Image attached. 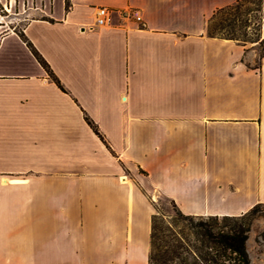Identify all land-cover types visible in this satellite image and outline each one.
<instances>
[{
  "label": "crops",
  "instance_id": "1",
  "mask_svg": "<svg viewBox=\"0 0 264 264\" xmlns=\"http://www.w3.org/2000/svg\"><path fill=\"white\" fill-rule=\"evenodd\" d=\"M68 1L0 20V264H148L153 198L264 202V55L207 32L236 0ZM100 5L143 24L91 29Z\"/></svg>",
  "mask_w": 264,
  "mask_h": 264
},
{
  "label": "trees",
  "instance_id": "2",
  "mask_svg": "<svg viewBox=\"0 0 264 264\" xmlns=\"http://www.w3.org/2000/svg\"><path fill=\"white\" fill-rule=\"evenodd\" d=\"M264 0H236L234 3L217 8L207 23L209 36L240 41H264L261 38L262 14L253 21V33L249 38L240 37L241 29L249 27V21L244 18L249 11H261ZM253 4L255 7L246 6ZM66 8L69 1L65 0ZM251 22V21H250ZM245 36V31L241 35ZM20 36L30 47L32 53L45 68L48 75L64 90L46 60L26 39ZM259 56L257 66H260ZM85 120L91 129L104 141L97 125L85 115ZM173 207L174 214L169 220H164L157 204L153 203L154 213L151 215L150 251L148 264H250L246 247L252 221L259 214V207L264 202L252 205L240 214H208L196 215L182 212L176 203L167 197Z\"/></svg>",
  "mask_w": 264,
  "mask_h": 264
},
{
  "label": "rangeland",
  "instance_id": "3",
  "mask_svg": "<svg viewBox=\"0 0 264 264\" xmlns=\"http://www.w3.org/2000/svg\"><path fill=\"white\" fill-rule=\"evenodd\" d=\"M42 0H0V20L4 21L5 28H12L16 31H21V28L27 20L37 14L35 10L37 5H41ZM246 6L255 7L253 4H246ZM262 14H264V1L262 2L261 11H249L244 18L249 21V27L242 28L245 31V36L242 32L240 37L249 38L253 33V21H256ZM251 21V22H250ZM3 29V28H0ZM245 45L255 48V58L253 59V66H257L259 56L264 52V41L251 42L246 41ZM152 203H156L160 214L163 215L164 220H169L174 214L171 203L165 197L153 198ZM155 211V210H154ZM247 251L249 254L250 264H264V204L259 207L258 216L252 221L251 229L249 231L246 242Z\"/></svg>",
  "mask_w": 264,
  "mask_h": 264
},
{
  "label": "built area",
  "instance_id": "4",
  "mask_svg": "<svg viewBox=\"0 0 264 264\" xmlns=\"http://www.w3.org/2000/svg\"><path fill=\"white\" fill-rule=\"evenodd\" d=\"M93 10V22L88 25L91 29L113 25L114 17H117L118 25H126L127 23L143 24L141 10L137 7L128 6L125 8H113L100 5L94 7Z\"/></svg>",
  "mask_w": 264,
  "mask_h": 264
},
{
  "label": "bare ground",
  "instance_id": "5",
  "mask_svg": "<svg viewBox=\"0 0 264 264\" xmlns=\"http://www.w3.org/2000/svg\"><path fill=\"white\" fill-rule=\"evenodd\" d=\"M3 181L5 182V181H6V179L4 178V179H3ZM3 184H4V183H3Z\"/></svg>",
  "mask_w": 264,
  "mask_h": 264
}]
</instances>
